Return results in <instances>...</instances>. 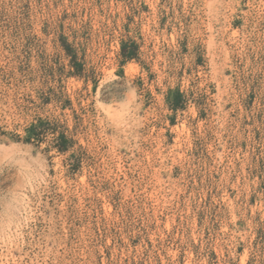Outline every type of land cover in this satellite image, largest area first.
I'll return each mask as SVG.
<instances>
[{
    "label": "rangeland",
    "instance_id": "1",
    "mask_svg": "<svg viewBox=\"0 0 264 264\" xmlns=\"http://www.w3.org/2000/svg\"><path fill=\"white\" fill-rule=\"evenodd\" d=\"M0 264H264V0H0Z\"/></svg>",
    "mask_w": 264,
    "mask_h": 264
},
{
    "label": "trees",
    "instance_id": "2",
    "mask_svg": "<svg viewBox=\"0 0 264 264\" xmlns=\"http://www.w3.org/2000/svg\"><path fill=\"white\" fill-rule=\"evenodd\" d=\"M122 35L125 36L126 34ZM123 36L120 39L119 49L121 64L138 57V45L129 38H123ZM58 37L60 45L62 46L66 57L69 59L70 69L68 70V74L75 77H80L83 71V64L79 60L78 49L72 45V43L68 42L67 36L60 34ZM46 99V101L51 100L50 97H47ZM165 101L169 109L176 112L177 110L184 107L186 103V97L185 94L178 87H176L168 89L165 95ZM25 131L26 135L24 140L26 142H41L46 135L52 134V147L58 152L65 153L73 147L74 141L72 137L66 132V130H58L56 123L47 118H37L36 121L32 122Z\"/></svg>",
    "mask_w": 264,
    "mask_h": 264
}]
</instances>
